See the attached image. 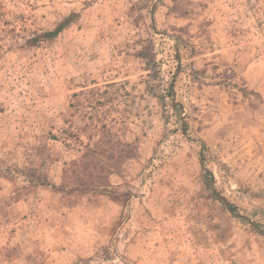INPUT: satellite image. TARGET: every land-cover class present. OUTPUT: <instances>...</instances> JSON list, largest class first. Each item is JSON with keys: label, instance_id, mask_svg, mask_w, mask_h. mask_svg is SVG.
I'll use <instances>...</instances> for the list:
<instances>
[{"label": "rangeland", "instance_id": "obj_1", "mask_svg": "<svg viewBox=\"0 0 264 264\" xmlns=\"http://www.w3.org/2000/svg\"><path fill=\"white\" fill-rule=\"evenodd\" d=\"M71 14L56 40L22 47ZM257 28L246 0H0V264H264ZM114 81L101 116L133 155L113 197L26 180L36 158L61 184L79 152L50 133L91 120L73 92ZM40 140L61 160L38 158Z\"/></svg>", "mask_w": 264, "mask_h": 264}, {"label": "trees", "instance_id": "obj_2", "mask_svg": "<svg viewBox=\"0 0 264 264\" xmlns=\"http://www.w3.org/2000/svg\"><path fill=\"white\" fill-rule=\"evenodd\" d=\"M76 16V14L67 15L54 29L33 32L25 38V42L21 44L22 47L36 48L53 42L70 26ZM125 83L114 81L107 82L104 87L85 86L87 88L72 93L69 102L70 111L81 109L82 117L89 118L90 116L91 120L84 121L81 126L74 128V121L66 118L68 127L61 128V135L49 132L52 139L61 140L66 148L79 152L77 157L64 162L60 185L50 180L43 167L33 164L36 158L31 160L30 165H25L22 169L18 168L20 169L19 173L31 183L51 185L61 192L96 193L113 197V192L109 190L111 187L109 178L114 173V169L120 167L122 161L131 158L133 154L130 143L116 139V133L113 131L114 123L104 119L101 114L107 104L113 102V99L118 96L121 88L124 89ZM171 89H173V85ZM78 96H82V98L79 100ZM171 104L177 106L173 101ZM180 129L186 133L187 124H183ZM82 135H85L87 141L83 140ZM46 137V134H43L42 138ZM35 150V155L43 162L61 160L60 151L54 150L46 140H40ZM7 171L10 174L18 173L17 170L11 168H8ZM209 174L213 178V175ZM231 209L235 210L233 206ZM243 219L246 220V218Z\"/></svg>", "mask_w": 264, "mask_h": 264}, {"label": "built area", "instance_id": "obj_3", "mask_svg": "<svg viewBox=\"0 0 264 264\" xmlns=\"http://www.w3.org/2000/svg\"><path fill=\"white\" fill-rule=\"evenodd\" d=\"M247 13L254 21V26L257 28V36L263 41L264 44V10L261 8L262 0H246ZM259 51H264V45L259 46Z\"/></svg>", "mask_w": 264, "mask_h": 264}, {"label": "water", "instance_id": "obj_4", "mask_svg": "<svg viewBox=\"0 0 264 264\" xmlns=\"http://www.w3.org/2000/svg\"><path fill=\"white\" fill-rule=\"evenodd\" d=\"M228 206H229V205H228ZM228 208H230V210L232 211L231 207H228Z\"/></svg>", "mask_w": 264, "mask_h": 264}]
</instances>
